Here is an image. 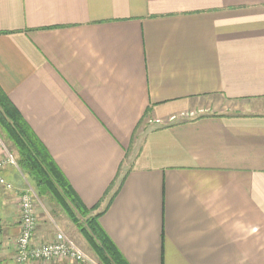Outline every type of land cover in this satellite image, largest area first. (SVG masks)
Instances as JSON below:
<instances>
[{
  "label": "crops",
  "instance_id": "1",
  "mask_svg": "<svg viewBox=\"0 0 264 264\" xmlns=\"http://www.w3.org/2000/svg\"><path fill=\"white\" fill-rule=\"evenodd\" d=\"M0 89L129 264H264V0H0Z\"/></svg>",
  "mask_w": 264,
  "mask_h": 264
},
{
  "label": "trees",
  "instance_id": "2",
  "mask_svg": "<svg viewBox=\"0 0 264 264\" xmlns=\"http://www.w3.org/2000/svg\"><path fill=\"white\" fill-rule=\"evenodd\" d=\"M0 131L15 147L18 170L32 181L37 194L49 195L89 243L102 264H129L99 224L101 212L93 214L79 200L19 112L0 89ZM86 217L84 224L75 214Z\"/></svg>",
  "mask_w": 264,
  "mask_h": 264
},
{
  "label": "built area",
  "instance_id": "3",
  "mask_svg": "<svg viewBox=\"0 0 264 264\" xmlns=\"http://www.w3.org/2000/svg\"><path fill=\"white\" fill-rule=\"evenodd\" d=\"M6 164L16 167L15 160L8 155L6 160L0 161V168ZM0 185L5 190H12V186L0 178ZM20 215L19 230L14 242L12 256L13 264L49 263L65 260L76 264H100L91 255L85 253L77 244L63 232L57 230L51 241L45 243L33 242L37 226L35 214V200L31 190H24L18 197Z\"/></svg>",
  "mask_w": 264,
  "mask_h": 264
},
{
  "label": "rangeland",
  "instance_id": "4",
  "mask_svg": "<svg viewBox=\"0 0 264 264\" xmlns=\"http://www.w3.org/2000/svg\"><path fill=\"white\" fill-rule=\"evenodd\" d=\"M214 100H216V99H214ZM235 104H236L235 102H230L224 98H221V114L233 115L234 111L231 108H233V106ZM206 112L207 111H201V112L195 113L193 115H190L186 118H193V117L199 116L201 114H204ZM238 113H239V111H238ZM0 149L3 151V156H2V159H0V161L6 160L8 158V155H11L12 158L14 160H16V158H17L16 149L6 139V137L3 134V131H0ZM13 167L14 166H12V165L6 164L4 167L0 168V176H2L4 181L6 183H9L13 189L20 188L21 192L24 190H28V189L32 191V193L34 195V200H35V210H36L35 214H36L37 225H38L37 227H41V229H48V230H45V231H47V233L43 234L41 232L40 234L38 233L39 235L34 236L33 242L37 243V241H39V240L34 241V239L36 237L41 238V236H43L41 239H44V238L46 239L47 236H49V237L54 236V234L57 230V227H58V228H61L60 230H62L69 238H71L77 244V246L80 247L85 253H87L88 255H91L93 258H95L98 261V258L96 257V255L92 251L89 243L82 236V234L78 231L76 226H74L70 221L68 222V224L64 225V226H67V228H63L61 226L62 224L59 222V220L60 219L66 220L68 217L65 213H63V211L55 203V201L49 195H44V196L40 197L37 194V190H36L34 183L32 181H30L27 177H25L22 173H20V172H19L20 174L17 173L15 171V169H17V166H16V168L14 167L15 169ZM4 170H6V173H2V171H4ZM1 191H2V186L0 185V193H1ZM14 197L17 198V197H19V195H16ZM0 199H1V197H0ZM59 211L61 214L60 216H62L61 218H59ZM75 216H76V218L79 219V221L83 222V224H84L86 217L79 215V213H76ZM1 217H2V210L0 207V219H1ZM37 227H36V230H37ZM44 227H46V228H44ZM36 230H35V233L37 232ZM40 241L44 242L46 240H40ZM3 261L4 260H2V258L0 257V264H8L7 260L4 262ZM100 264H102V263H100Z\"/></svg>",
  "mask_w": 264,
  "mask_h": 264
}]
</instances>
